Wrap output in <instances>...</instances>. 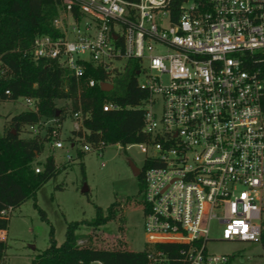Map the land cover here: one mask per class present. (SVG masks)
<instances>
[{
	"label": "built area",
	"instance_id": "built-area-1",
	"mask_svg": "<svg viewBox=\"0 0 264 264\" xmlns=\"http://www.w3.org/2000/svg\"><path fill=\"white\" fill-rule=\"evenodd\" d=\"M53 25L54 35L34 38L30 58L54 60L78 81L88 65L105 70L104 80L87 78L90 87L114 85L134 61L147 91L140 102L147 139L135 143L146 154V242L182 245L178 256L149 251L147 264H230L228 255L209 250L211 241L260 244L264 0H60ZM22 99L26 111H39L37 98ZM72 118L73 130H82V112ZM43 126L63 148L59 118L27 127L38 136ZM92 147L86 142L83 150ZM213 222L220 239L210 238Z\"/></svg>",
	"mask_w": 264,
	"mask_h": 264
},
{
	"label": "trees",
	"instance_id": "trees-1",
	"mask_svg": "<svg viewBox=\"0 0 264 264\" xmlns=\"http://www.w3.org/2000/svg\"><path fill=\"white\" fill-rule=\"evenodd\" d=\"M60 10V0H0V103L17 101L22 97L39 100V111H22L5 123L4 134L0 136V230H7L12 212L31 197L61 168L53 155L47 156L42 169L36 172L35 164L44 150V143L50 140V133L23 137L25 126L39 121L65 119L66 107L60 101H71L72 115L83 114V129L73 130L69 139H85L93 147L104 143L127 146L147 139L142 132L144 110L140 102L147 91L137 82V68L134 61L127 64L126 71L115 78L114 89L103 91L99 84L90 87L86 80L92 76L104 80L102 68L87 67L85 79L78 81L67 69L54 60L35 61L27 54L34 38L40 34L54 35V18ZM264 76V64H261ZM9 90L10 94L6 91ZM113 101L119 107L104 111L103 105ZM264 106V92L262 95ZM51 130V127H48ZM84 156L83 151L78 157ZM146 167V165H145ZM144 167V169H145ZM82 170L85 173L84 164ZM140 189L134 196L138 205L144 201L143 172L138 176ZM129 198V197H128ZM120 202L112 203L106 211L96 207L92 220L69 222L65 240L58 244L53 236L50 245L35 255L32 264H147L148 252L161 250L171 256H178L182 245L160 243L153 248L133 251L127 248L110 249L93 247L90 243H79L81 226L99 227L117 219ZM264 248V228L261 235ZM7 250L6 240L0 239V264H4Z\"/></svg>",
	"mask_w": 264,
	"mask_h": 264
},
{
	"label": "rangeland",
	"instance_id": "rangeland-1",
	"mask_svg": "<svg viewBox=\"0 0 264 264\" xmlns=\"http://www.w3.org/2000/svg\"><path fill=\"white\" fill-rule=\"evenodd\" d=\"M144 79V74H141L139 81L143 82ZM60 105L66 107L58 137L64 147L56 148L51 139L46 140L35 167L42 169L40 163L53 155L56 164L64 168L44 183L35 197L29 198L12 212L4 264H32L34 256L50 245L51 236L58 244L64 242L69 222L92 220L96 216L97 206L106 211L116 201L120 202L117 219L99 227L81 226L78 230L79 243L133 251H142L147 247L152 249L153 245L146 242L142 208L134 200L140 189L139 178L133 174L130 166L132 161L143 170L146 154L136 144H108L102 150L92 147L91 151L85 152V139L74 142L69 139L73 131L71 101L61 100ZM24 106L22 98L0 103V136L4 134L7 119L24 111ZM49 133L48 127L43 126L40 135L45 137ZM34 135L27 126L21 132L23 137ZM80 150L84 154L82 158L78 157ZM85 184L88 192L82 191ZM210 238H221V227L217 222L212 223ZM209 250L228 255L230 264H264V248L259 243L216 240L209 243Z\"/></svg>",
	"mask_w": 264,
	"mask_h": 264
},
{
	"label": "water",
	"instance_id": "water-1",
	"mask_svg": "<svg viewBox=\"0 0 264 264\" xmlns=\"http://www.w3.org/2000/svg\"><path fill=\"white\" fill-rule=\"evenodd\" d=\"M100 87H101V89L103 90V91H111L113 88H114V85L113 84H109V83H105V82H102L101 84H100ZM130 166H131V169H132V171H133V174L135 175V176H140V174H141V169H139L138 167H136V165L132 162V161H130ZM88 190H89V188H88V186L85 184L84 186H83V188H82V191L83 192H88Z\"/></svg>",
	"mask_w": 264,
	"mask_h": 264
},
{
	"label": "crops",
	"instance_id": "crops-1",
	"mask_svg": "<svg viewBox=\"0 0 264 264\" xmlns=\"http://www.w3.org/2000/svg\"><path fill=\"white\" fill-rule=\"evenodd\" d=\"M4 232H5V236H6V239L5 240H7L8 239V230H3ZM96 264H101L100 262H97Z\"/></svg>",
	"mask_w": 264,
	"mask_h": 264
}]
</instances>
